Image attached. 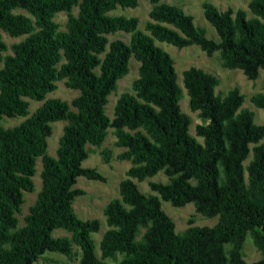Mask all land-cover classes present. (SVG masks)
<instances>
[{"label": "trees", "instance_id": "trees-1", "mask_svg": "<svg viewBox=\"0 0 264 264\" xmlns=\"http://www.w3.org/2000/svg\"><path fill=\"white\" fill-rule=\"evenodd\" d=\"M150 3L146 34L137 18L111 14L136 8L138 0H0V119L27 116L28 100L41 103L20 125L0 127V264H33L45 252L71 259L74 245L79 264H109L106 260L117 255L118 264H246L247 236L260 253L252 264H264V127L241 108L238 89L217 94V77L191 67L183 72L182 85L190 110L203 121L196 127L202 139L197 142L180 108L174 61L155 44L197 46L208 56L218 52L225 68L254 81L264 73V0H251L248 11L223 12L204 2V18L218 41L207 38L181 8ZM74 7L76 15L70 14ZM60 12H69L65 31L54 21ZM117 32L130 34V42L109 41ZM2 33L24 37L11 45V54ZM131 59L138 63V77L132 93L119 96L110 119L108 96L129 73ZM63 80L79 93L70 104L47 98ZM251 102L264 112V94L253 95ZM56 122L66 125L53 157L47 140ZM108 129L124 150L119 159L131 167L119 183V198L104 207L108 229L98 257L92 234L101 223L77 217L73 202L83 192L74 186L79 177L105 181L82 163L87 145H102ZM37 159L42 186L18 227L24 192L34 190ZM159 172L168 182H150L153 193L174 207L193 204L203 217H217V224L176 233L159 198L141 193L133 181ZM55 230L70 236L53 237Z\"/></svg>", "mask_w": 264, "mask_h": 264}, {"label": "rangeland", "instance_id": "rangeland-1", "mask_svg": "<svg viewBox=\"0 0 264 264\" xmlns=\"http://www.w3.org/2000/svg\"><path fill=\"white\" fill-rule=\"evenodd\" d=\"M251 0H161L162 3L175 5L181 8L187 15L192 16L193 23L196 27L205 29L206 36L209 39L218 41V36L213 27L205 20L203 15L202 4L209 2L213 4L219 11L223 12L227 9L237 10L242 9L248 11V3ZM152 8L150 0H138V5L133 9H117L111 14L122 15L125 17H135L138 19V29L148 34L145 31L146 24L150 21L149 12ZM16 13L27 15L23 10H16ZM78 13V7H74L70 14L76 15ZM69 12L57 13L54 17V21L59 25V31H65ZM249 16H251L249 14ZM130 34L117 32L115 34L108 35L109 41L119 39L125 43L130 42ZM2 38L8 47L6 54H11V45L24 39V37L12 38L7 34L2 33ZM157 46L167 52L174 61V67L178 78V84L182 88V99L180 101V108L190 118L189 133L193 136L197 142L202 143V139L196 135V127L203 124L202 119L197 112H192L189 108V98L182 85L183 72L191 67L202 69L203 71L210 73L217 77L219 84L216 87L215 92L226 95L228 91L232 89H238L244 96V102L242 104L243 109H248L254 113V122L257 125L264 127V112L261 109L256 108L252 102L251 97L257 93L264 94V73L260 71L256 80H248L242 71L231 70L225 68L222 65V61L219 57V53L215 52L212 56H208L197 46H190L186 48H176L166 43L155 42ZM138 77V63L131 59L129 62V73L117 82V87L114 92L108 96V101L105 106L106 115L112 119L114 116V106L117 99L123 93H132V83ZM78 91L68 88L65 84V80L56 82V89L48 94L47 98H56L67 103L78 96ZM29 114L25 117L7 118L2 117L0 119V127L3 129H10L20 125L26 118L41 105L36 101L28 100ZM66 125L65 122H56L52 124V134L48 138L47 154L49 156H56V150L58 148V141L62 135L63 128ZM116 138L113 135V130H107V136L100 146L87 145L88 158L82 163L84 168H92L99 172L105 181H92L83 177L77 178L75 188L83 192L82 196L75 198L73 202V209L77 217L83 221L90 219H98L101 223L100 229L97 233L92 234L94 240L95 252L100 257L99 242L108 229L105 218L103 215L104 207L109 201L115 198H119V183L127 178L126 173L131 167V163L126 160L119 159V154L124 150L118 148L115 145ZM264 142V138L262 140ZM250 159V157H249ZM36 172L32 178L34 183L33 192H24V203L21 206V212L16 215L18 219V227L24 225L25 216L29 213L30 207L35 203L37 194L39 193L41 183V160L36 161ZM137 185L139 191L145 195L153 194L159 198L160 206L163 212L171 218L175 226L176 233H183L189 227H213L217 224L218 218H206L196 212L193 204H186L184 207H174L170 203L163 201L157 194L150 190V182L167 183L168 178L163 172H159L152 178H147L144 181H137L133 179ZM53 237L58 236H70L64 230H55L52 233ZM73 256L70 258L65 257L57 252H45L41 255L33 264H79V250L75 245L73 246ZM244 261L246 264H252L260 259V253L253 245L250 236H247L243 248ZM121 256L117 255L115 260H106L109 264H118L121 260Z\"/></svg>", "mask_w": 264, "mask_h": 264}]
</instances>
